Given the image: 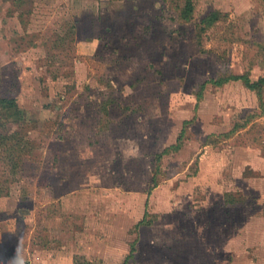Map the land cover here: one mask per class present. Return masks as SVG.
I'll list each match as a JSON object with an SVG mask.
<instances>
[{
    "label": "rangeland",
    "instance_id": "1",
    "mask_svg": "<svg viewBox=\"0 0 264 264\" xmlns=\"http://www.w3.org/2000/svg\"><path fill=\"white\" fill-rule=\"evenodd\" d=\"M186 2L0 0V264H264V0Z\"/></svg>",
    "mask_w": 264,
    "mask_h": 264
},
{
    "label": "trees",
    "instance_id": "2",
    "mask_svg": "<svg viewBox=\"0 0 264 264\" xmlns=\"http://www.w3.org/2000/svg\"><path fill=\"white\" fill-rule=\"evenodd\" d=\"M195 8V3L194 0H187L185 7L182 9V18L186 21H190L192 19V14ZM221 13L219 12H215L211 15H209L204 21H203V25L206 27H210L213 23H215V21L220 17ZM231 78L233 79H244L245 84L247 86H249V88L257 90V91H261L264 89V78L260 79L257 82H253L248 76H232ZM229 79H220L218 81H216L217 84H223L225 81H227ZM16 105V101L14 99H8V98H0V109H7V108H15ZM20 115V113H19ZM13 139L12 136L9 135H3L0 134V142L2 144V146H6L7 144H9V141ZM19 146L17 143H15L14 146L10 147V151L15 152L17 150H19ZM11 152V153H12ZM133 250H134V246H133ZM133 255V253L131 254V256Z\"/></svg>",
    "mask_w": 264,
    "mask_h": 264
}]
</instances>
